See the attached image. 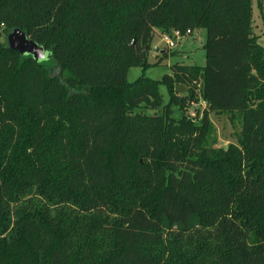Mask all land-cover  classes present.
Returning a JSON list of instances; mask_svg holds the SVG:
<instances>
[{
	"label": "trees",
	"instance_id": "trees-1",
	"mask_svg": "<svg viewBox=\"0 0 264 264\" xmlns=\"http://www.w3.org/2000/svg\"><path fill=\"white\" fill-rule=\"evenodd\" d=\"M13 29L52 57L0 43V264H264V42L250 0H0V35ZM196 29L205 66L144 76L155 30ZM184 80L240 114L237 146H204L208 119L184 113L195 95L174 92Z\"/></svg>",
	"mask_w": 264,
	"mask_h": 264
},
{
	"label": "rangeland",
	"instance_id": "rangeland-1",
	"mask_svg": "<svg viewBox=\"0 0 264 264\" xmlns=\"http://www.w3.org/2000/svg\"><path fill=\"white\" fill-rule=\"evenodd\" d=\"M250 27L252 34L258 43L264 42V0H250ZM159 34L158 30H155V36L150 46V50L147 55V62L152 66L145 71L144 76L152 80H160L164 75H171V68L174 65L189 66L196 69H201L205 66V53L204 43L206 32L202 29H196L192 34L177 43L174 49L165 51V55L161 52L155 54L153 52L154 47H162L159 38L156 36ZM0 43L6 44L5 35H0ZM162 56V57H160ZM158 63V65H155ZM142 71L140 68H132L128 71L127 81L133 82L140 77ZM186 88L187 92L195 95L196 101L187 100L184 107V113L189 115L193 122L199 123L201 118L206 116L210 125V134L207 136L205 147L213 149L226 150L229 146H237V140L241 131V118L240 114L234 113H221L209 108L208 104L200 99L201 84L200 81H193L188 83L186 80L182 83H176ZM175 86V85H174ZM159 93L162 95V101L165 105L168 102V96L166 88L163 86L159 87ZM194 102L195 108L189 104ZM144 114H153L154 111L151 109H139ZM155 113L161 114L162 110L159 109ZM181 109L178 107H172V118L179 119L181 116ZM34 198H38L35 194L32 195ZM39 201L42 199L38 198ZM13 210L14 215L11 218V225L8 229L2 233V237L9 238L15 233L16 217L22 210L20 204H14ZM20 209V211H18ZM164 229L166 230V221L163 220ZM189 228L198 227V220L196 217H190L188 221ZM176 229H181V225H176ZM1 233V232H0Z\"/></svg>",
	"mask_w": 264,
	"mask_h": 264
},
{
	"label": "water",
	"instance_id": "water-1",
	"mask_svg": "<svg viewBox=\"0 0 264 264\" xmlns=\"http://www.w3.org/2000/svg\"><path fill=\"white\" fill-rule=\"evenodd\" d=\"M7 47L11 51L17 52L21 56H29L35 62L41 61V55L46 52L44 48L34 41L30 40L19 29H13L6 36ZM134 40L130 47L133 46ZM174 92L177 95L186 93V88L182 85L175 84Z\"/></svg>",
	"mask_w": 264,
	"mask_h": 264
},
{
	"label": "built area",
	"instance_id": "built-area-1",
	"mask_svg": "<svg viewBox=\"0 0 264 264\" xmlns=\"http://www.w3.org/2000/svg\"><path fill=\"white\" fill-rule=\"evenodd\" d=\"M191 33L189 30H186L185 32H181L180 30H172L170 33H164V34H160L158 36L161 44H162V47H154L152 48L153 49V52L155 54H159L160 52L162 53L164 50H171V49H174L176 46H177V43L190 36ZM195 103H191V107H196L194 105Z\"/></svg>",
	"mask_w": 264,
	"mask_h": 264
},
{
	"label": "clouds",
	"instance_id": "clouds-1",
	"mask_svg": "<svg viewBox=\"0 0 264 264\" xmlns=\"http://www.w3.org/2000/svg\"><path fill=\"white\" fill-rule=\"evenodd\" d=\"M52 57L51 51H46L41 55V62H47L50 61V58Z\"/></svg>",
	"mask_w": 264,
	"mask_h": 264
},
{
	"label": "crops",
	"instance_id": "crops-1",
	"mask_svg": "<svg viewBox=\"0 0 264 264\" xmlns=\"http://www.w3.org/2000/svg\"><path fill=\"white\" fill-rule=\"evenodd\" d=\"M160 34L156 35L157 37L159 36Z\"/></svg>",
	"mask_w": 264,
	"mask_h": 264
}]
</instances>
